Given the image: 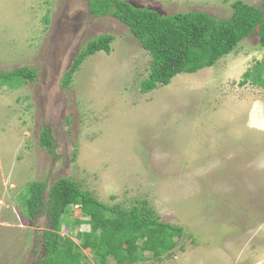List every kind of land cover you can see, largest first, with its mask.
I'll list each match as a JSON object with an SVG mask.
<instances>
[{
    "label": "rangeland",
    "instance_id": "rangeland-1",
    "mask_svg": "<svg viewBox=\"0 0 264 264\" xmlns=\"http://www.w3.org/2000/svg\"><path fill=\"white\" fill-rule=\"evenodd\" d=\"M127 1L224 18L235 0ZM242 1L264 16V0ZM102 33L114 36L110 52L88 56L63 87L73 57ZM263 54L257 27L214 65L141 93L150 56L116 18L94 17L86 0H0V71L35 72L0 85V264L41 255L47 220H27L22 196L29 182L60 177L110 205L146 199L161 221L184 228L169 255L130 264H264V89L239 83ZM44 126L54 154L39 144ZM76 218L86 219L77 206L60 234L77 243L89 225L71 232Z\"/></svg>",
    "mask_w": 264,
    "mask_h": 264
},
{
    "label": "trees",
    "instance_id": "trees-1",
    "mask_svg": "<svg viewBox=\"0 0 264 264\" xmlns=\"http://www.w3.org/2000/svg\"><path fill=\"white\" fill-rule=\"evenodd\" d=\"M94 17L112 16L125 24L132 36L149 54L148 74L140 80L139 91L148 93L167 85L179 73H192L212 66L230 53L258 27L259 44L264 48V16L259 6L242 0L231 3L228 17L218 18L205 11L193 10L173 14L132 4L127 0H86ZM114 36L102 33L90 38L73 57L61 84L68 87L84 60L97 51L109 53ZM264 54L242 73L240 84L252 81L264 89ZM35 72L22 66L0 71V85L14 88L33 80ZM39 144L54 154L56 143L51 129L39 132ZM76 150L72 159L76 158ZM113 198V197H112ZM27 220L45 216L47 228L40 235L42 253L34 264H91L84 250L91 251L93 264H130L141 261L146 253L160 260L169 255L184 228L161 221L146 199H137L128 208L110 205L96 198L77 180L60 177L47 185L43 180L27 184L21 201ZM78 207L86 219H74V227L87 223L86 232L75 231L76 243L60 234L68 226L67 214Z\"/></svg>",
    "mask_w": 264,
    "mask_h": 264
}]
</instances>
